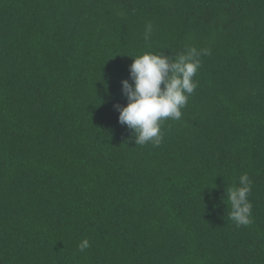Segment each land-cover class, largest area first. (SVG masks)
Listing matches in <instances>:
<instances>
[{
	"label": "trees",
	"instance_id": "obj_1",
	"mask_svg": "<svg viewBox=\"0 0 264 264\" xmlns=\"http://www.w3.org/2000/svg\"><path fill=\"white\" fill-rule=\"evenodd\" d=\"M188 47L181 119L136 145L129 66ZM0 264H264V0H0Z\"/></svg>",
	"mask_w": 264,
	"mask_h": 264
},
{
	"label": "clouds",
	"instance_id": "obj_2",
	"mask_svg": "<svg viewBox=\"0 0 264 264\" xmlns=\"http://www.w3.org/2000/svg\"><path fill=\"white\" fill-rule=\"evenodd\" d=\"M152 25L145 26L144 39L148 40ZM210 54L209 49L197 50L188 47L183 54L171 58L151 52L135 56L129 66L130 80H123L122 93L127 105H115L119 112V123L126 125L134 135L136 145L152 144L158 147L163 140L161 125L165 120H179L182 111L197 82L193 77L201 67V56ZM163 85V87H161ZM252 181L247 173L240 175L239 186L227 189L230 202L229 218L237 227L249 226L253 222V205L249 200ZM90 247V241L83 239L78 248L81 252Z\"/></svg>",
	"mask_w": 264,
	"mask_h": 264
}]
</instances>
